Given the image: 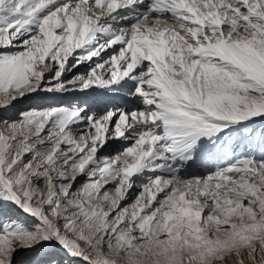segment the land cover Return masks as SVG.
Returning a JSON list of instances; mask_svg holds the SVG:
<instances>
[{
    "label": "snow or ice",
    "instance_id": "obj_1",
    "mask_svg": "<svg viewBox=\"0 0 264 264\" xmlns=\"http://www.w3.org/2000/svg\"><path fill=\"white\" fill-rule=\"evenodd\" d=\"M0 264H264V0H0Z\"/></svg>",
    "mask_w": 264,
    "mask_h": 264
},
{
    "label": "rangeland",
    "instance_id": "obj_2",
    "mask_svg": "<svg viewBox=\"0 0 264 264\" xmlns=\"http://www.w3.org/2000/svg\"><path fill=\"white\" fill-rule=\"evenodd\" d=\"M81 71H83V69H81ZM116 102H119V101L116 100ZM119 146H120V144H119L118 142H112V143H110V144L104 149V152H102L101 154L103 155V154H105V153H110V152L114 151V150H115L117 147H119ZM19 218H20L21 220L24 219V217L22 216V214L19 215Z\"/></svg>",
    "mask_w": 264,
    "mask_h": 264
},
{
    "label": "bare ground",
    "instance_id": "obj_3",
    "mask_svg": "<svg viewBox=\"0 0 264 264\" xmlns=\"http://www.w3.org/2000/svg\"><path fill=\"white\" fill-rule=\"evenodd\" d=\"M109 97H111V94H109Z\"/></svg>",
    "mask_w": 264,
    "mask_h": 264
}]
</instances>
